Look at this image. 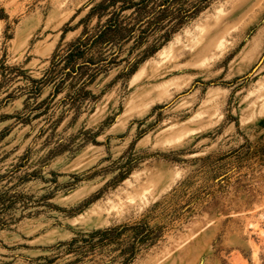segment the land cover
I'll list each match as a JSON object with an SVG mask.
<instances>
[{
	"label": "rangeland",
	"instance_id": "obj_1",
	"mask_svg": "<svg viewBox=\"0 0 264 264\" xmlns=\"http://www.w3.org/2000/svg\"><path fill=\"white\" fill-rule=\"evenodd\" d=\"M99 1L0 0V62L23 73L0 67V264H122L60 243L140 219L161 236L128 264H264V159L247 155L264 138V0H185L205 7L167 41L116 47L81 94L70 76L28 94L23 75L92 32Z\"/></svg>",
	"mask_w": 264,
	"mask_h": 264
},
{
	"label": "trees",
	"instance_id": "obj_2",
	"mask_svg": "<svg viewBox=\"0 0 264 264\" xmlns=\"http://www.w3.org/2000/svg\"><path fill=\"white\" fill-rule=\"evenodd\" d=\"M203 7L205 4L201 5L199 2L186 5L185 0H100L90 8L87 15L98 19L92 32L85 27L81 36L68 45L64 55L57 56L58 53H55L51 59V68L40 79L23 75L32 83V91H28V94L36 96L39 93L37 85L40 83L63 84L69 76L80 81L81 87L77 92L81 94L85 85L92 83L103 70V66L115 62L118 54L116 47L121 49L128 40L143 39L147 32L161 28H165L163 38L167 41L171 33L196 16ZM125 11L130 13L123 18ZM165 20L167 23L163 24ZM1 66L12 71L7 75L1 73L2 82L23 74L14 66H3V62H0ZM13 97L11 91L0 101ZM260 125L264 127V118L261 119ZM247 155L254 160L264 159V138L249 150ZM3 197L0 196V205L3 204ZM160 236L161 234L145 219H140L133 223L97 229L60 245H66L67 252L81 257L96 249L118 250L117 257L122 259V264H128L142 247L153 245Z\"/></svg>",
	"mask_w": 264,
	"mask_h": 264
}]
</instances>
